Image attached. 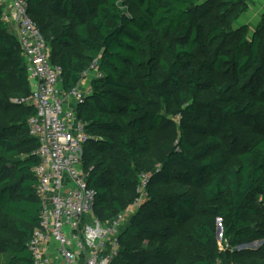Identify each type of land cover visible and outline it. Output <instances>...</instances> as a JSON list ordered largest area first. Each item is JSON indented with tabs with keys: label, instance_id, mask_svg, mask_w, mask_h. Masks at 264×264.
Instances as JSON below:
<instances>
[{
	"label": "trees",
	"instance_id": "1",
	"mask_svg": "<svg viewBox=\"0 0 264 264\" xmlns=\"http://www.w3.org/2000/svg\"><path fill=\"white\" fill-rule=\"evenodd\" d=\"M27 3L50 64L62 69L64 92L78 87L85 71H97L75 109L86 134L81 168L96 193L97 219L136 200L137 194L115 193L129 186L130 172L147 175L146 202L120 227L112 264H264V14L248 39L243 28L224 32L197 22L206 0ZM221 3L226 12L244 0ZM220 74L226 77L217 83ZM206 90L212 98L202 97ZM29 94L22 47L0 12V252L8 254L6 264H33L27 244L42 207ZM175 103L174 112L192 120L181 123L176 145L144 165L160 111ZM236 126L242 134L230 157L226 141ZM190 132L202 140L193 144ZM255 240L263 243L239 247ZM181 244L193 253L187 256Z\"/></svg>",
	"mask_w": 264,
	"mask_h": 264
},
{
	"label": "built area",
	"instance_id": "2",
	"mask_svg": "<svg viewBox=\"0 0 264 264\" xmlns=\"http://www.w3.org/2000/svg\"><path fill=\"white\" fill-rule=\"evenodd\" d=\"M27 7V0H0L1 19L15 28L23 50L30 85L25 101L35 109L28 129L38 141L39 162L33 172L42 207L27 244L32 263L112 264L118 255L119 230L130 208L105 222L88 219L96 193L81 168L86 134L76 110L65 103L68 98L79 102L89 89L63 91L62 69L50 64V48ZM140 179L145 187L147 175L141 174Z\"/></svg>",
	"mask_w": 264,
	"mask_h": 264
},
{
	"label": "rangeland",
	"instance_id": "3",
	"mask_svg": "<svg viewBox=\"0 0 264 264\" xmlns=\"http://www.w3.org/2000/svg\"><path fill=\"white\" fill-rule=\"evenodd\" d=\"M209 1L208 5L205 8H202L199 10L196 21L202 22L204 26L208 25H217L224 32H232L235 33L239 29L243 28L246 32V37L249 39L254 32L256 25L260 23L263 12H256L253 5H251L250 0H244V3L239 4L238 6L233 8V11H223L221 9L222 1L223 0H206ZM6 29L10 31V27L5 24ZM200 35H202V28L200 27ZM226 34V33H225ZM97 71L93 67L87 71H85L82 81L80 82L78 89L81 92H87L90 86V80L93 76H96ZM226 75L220 74L216 76L215 82L219 83L223 78H225ZM202 97L204 98H212L213 93L211 90H206L202 94ZM177 104L175 103L172 106H169L167 108L162 109L161 114L163 115L162 123L158 129H156L152 134L149 136V151L144 153L142 155L143 163L144 165H149L153 160H156L158 156H161L163 153H166L170 148L178 143L179 140V128L182 122H190L192 118L189 114H185L184 116L180 117L179 114L174 112V108H176ZM201 121V119L199 120ZM242 134V128H238L236 126L234 135L230 138V142H227V151L230 157H232L239 149V144L236 139V135L241 137ZM187 138L191 140V142L197 143L200 140H202V136L195 135L192 132L187 134ZM151 165V164H150ZM154 165V164H153ZM131 176L127 174L131 178V183L129 186L121 190L120 187H117L115 190V193L119 194L121 193L122 197L127 196L128 194H137L136 200L129 205L127 208H130V214H134L138 211V209L146 202V193L144 191V187L141 184L140 174L135 172H130ZM126 208V209H127ZM124 211V210H123ZM127 217L124 224L127 223V220L129 218ZM90 218H97V213L91 212L88 215V219ZM100 220V219H99ZM107 220V219H106ZM101 221L100 222H105ZM216 226L218 228V221L215 220ZM218 230V229H217ZM174 241V240H173ZM147 241H143L145 244ZM263 243V240H255L251 242L250 244L241 245L239 247H252L256 248L260 246ZM174 246L180 247V243L175 242ZM183 247H186L187 250L185 253L190 254L194 251V247H187L185 245H182ZM193 253V252H192ZM8 259V254L0 252V264H6V261ZM229 264V263H228ZM236 264V263H232Z\"/></svg>",
	"mask_w": 264,
	"mask_h": 264
},
{
	"label": "crops",
	"instance_id": "4",
	"mask_svg": "<svg viewBox=\"0 0 264 264\" xmlns=\"http://www.w3.org/2000/svg\"><path fill=\"white\" fill-rule=\"evenodd\" d=\"M251 1V5L254 6L256 12H263L264 13V0H250ZM10 27V31L11 33H13L14 35H16L15 33V28L13 26H9ZM66 106L69 108H74L76 109V103H74V101L70 98H68L66 100ZM51 253H53V251L51 250Z\"/></svg>",
	"mask_w": 264,
	"mask_h": 264
}]
</instances>
